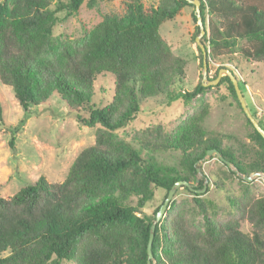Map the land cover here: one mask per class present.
Wrapping results in <instances>:
<instances>
[{
    "label": "trees",
    "instance_id": "16d2710c",
    "mask_svg": "<svg viewBox=\"0 0 264 264\" xmlns=\"http://www.w3.org/2000/svg\"><path fill=\"white\" fill-rule=\"evenodd\" d=\"M52 1L0 0V82L12 88L26 113L57 97L78 123L98 127L96 143L77 156L63 183L40 177L13 197H0V264H148L151 226L161 207L153 217L142 211L157 190L165 191V201L179 181L201 190L198 175H205L200 163L211 150L232 165L220 161L244 186L239 197L228 192L234 213L222 221L211 218L202 199L210 185L204 194L184 187L197 212L172 201L156 226L151 264H264V193L254 197L251 183L242 178L264 174V138L247 118L228 76L219 86L227 87L243 111L252 129L250 143L208 133V107L173 134L157 126L136 132L130 141L118 135L138 119L145 103L165 96L167 105H189L209 89L203 81L191 92L176 88L185 81L187 61L160 34L165 22L192 7L198 36L195 6L187 0H160L147 9L133 0L125 3L124 13L105 15L83 38L62 41L53 35L61 22L58 14L73 16L84 2L92 8L101 0ZM200 3L208 67L219 64L218 73L227 63L264 64V0ZM108 74L114 77V95L98 107L92 103L95 82ZM250 112L256 117L254 108ZM177 153L173 164L164 160ZM214 185L226 190L222 181ZM199 214L202 223L196 221ZM243 221L252 225L250 233L241 229Z\"/></svg>",
    "mask_w": 264,
    "mask_h": 264
},
{
    "label": "rangeland",
    "instance_id": "374dc122",
    "mask_svg": "<svg viewBox=\"0 0 264 264\" xmlns=\"http://www.w3.org/2000/svg\"><path fill=\"white\" fill-rule=\"evenodd\" d=\"M57 1L59 0L52 2L56 4ZM131 1L133 0H101L92 8L86 1L76 15L58 14L61 22L54 27L53 35L62 41H77L99 24L105 15L124 13L125 3ZM139 1L147 9L157 7L160 2V0ZM193 11L194 8L187 7L174 20L167 21L160 27V34L172 52L187 61L185 81L182 84L177 83L176 88L188 92L193 91L204 78V68L200 66V53L195 42L197 30L192 17ZM218 67L219 64H211L208 67L205 83L209 89L204 95L197 97L189 105L182 102L167 105L165 96L151 100L143 105L138 119L129 124L125 131L119 133V137L130 141L136 132L154 129L157 126H161L166 133L173 134L203 107H208L209 114L204 122V128L208 133L234 135L250 143L249 135L252 129L236 100L226 86H219L220 81L211 84L218 77ZM223 67L236 76L243 88L247 107L249 110L255 109L254 118L259 124L260 122L263 124L261 127L264 129V64L234 62L224 64ZM225 75L222 74L223 77ZM242 83L245 84L246 90ZM113 95L114 77L110 74L97 77L92 103L98 107L106 106L111 102ZM0 104L3 114V121L0 123V184L4 183L0 188L2 198L13 197L23 186L37 181L40 177L46 178L52 184L63 183L77 156L96 143L98 127L90 128L78 123L68 106L57 97H52L49 103L40 107L30 108L26 113L16 101L12 88L0 82ZM24 119L25 123L21 124ZM18 125L21 127L15 132V127ZM13 138L15 140L12 147ZM178 157L177 153L172 157H164V160L173 164ZM200 166L208 179L201 174L198 175V179L204 183L208 180L210 185V191L202 197L209 207L208 215L218 221L228 219V215L234 213L228 192L239 197L244 192L243 184L229 175L228 169L215 155L200 163ZM218 180L225 184L227 191L215 187L214 183ZM250 183L254 197L264 193V185L260 181L253 179ZM178 191L173 200L177 204H184V209L187 211L191 209L192 214L196 213L193 195L184 188ZM164 196L165 191L157 190L154 199L148 203L142 215L153 217L156 210L164 203ZM208 201H212L214 207L209 206ZM135 202L136 199H131L129 203ZM167 210L162 219L166 217ZM196 221L202 223L203 217L199 214ZM241 229L245 233H250L252 225L248 221H243Z\"/></svg>",
    "mask_w": 264,
    "mask_h": 264
},
{
    "label": "water",
    "instance_id": "95a60500",
    "mask_svg": "<svg viewBox=\"0 0 264 264\" xmlns=\"http://www.w3.org/2000/svg\"><path fill=\"white\" fill-rule=\"evenodd\" d=\"M187 1H189L191 4H193L195 6V13H196V18H197V24H198V26L200 28V33L196 37V40L195 41H196V44L198 45V47L203 52V62H204L203 85L206 87L207 84L205 83V81H207V74H208L207 50H206V47L204 46V44L202 43V38L206 34V29L204 27L203 20H202V16H201V10H200V4L201 3H200V0H187ZM223 73H225L226 74L225 76H228L231 79V81H232V83H233V85L235 87V90H236V93H237L239 102H240V104H241V106H242V108H243V110H244L247 118L251 121L252 125L257 130V132L264 138V129L261 127V125L259 124V122L252 116L249 108L247 107V104L245 102V99L243 97V94H242V92L240 90L238 80H237L236 76L233 74V72H231L227 68L220 69L217 79L215 81L211 82V84H217L221 80V78L223 77L222 76ZM213 155L217 156V158L221 162L225 163L228 167L232 168V165L230 163H228V162H225L224 158L221 157L220 154L217 153L215 150H211V151H208L207 152V157H210V156H213ZM198 172L199 173L201 172L200 171V168H198ZM235 173L238 174L237 171H235ZM254 175L257 176V175H259V173H256ZM242 178L245 181H247V182H251L252 181V177L251 176H244ZM199 181L200 180H197V183ZM208 182H209L208 180L205 181L204 187L201 190L195 189V185H191V184H189L188 182H185V181H179V182L175 183L174 186L171 188V190L168 193V196H167L166 200L164 201L163 205L161 206L159 212L156 215V219H155L154 223L151 226V234H150L149 244H148V248H147L148 264H151L152 259H153L152 247H153V240H154V236H155L156 226L162 220V218L164 217L165 212L168 209L169 205L171 204V202H172L175 194L177 193V191L179 189L185 187V188H188V189L194 191L196 194H204L206 192Z\"/></svg>",
    "mask_w": 264,
    "mask_h": 264
},
{
    "label": "built area",
    "instance_id": "2783aa9c",
    "mask_svg": "<svg viewBox=\"0 0 264 264\" xmlns=\"http://www.w3.org/2000/svg\"><path fill=\"white\" fill-rule=\"evenodd\" d=\"M251 177H252V180H253V179H256V181H260L261 184L264 185V184H263V183H264V174H259V175H257V176L254 175V174H252Z\"/></svg>",
    "mask_w": 264,
    "mask_h": 264
},
{
    "label": "clouds",
    "instance_id": "9594fccd",
    "mask_svg": "<svg viewBox=\"0 0 264 264\" xmlns=\"http://www.w3.org/2000/svg\"><path fill=\"white\" fill-rule=\"evenodd\" d=\"M213 156H214V155H213ZM210 157H211V156H210ZM207 158H209V157H207ZM207 158H206V159H207ZM216 158H217V156H216ZM206 159H205L204 161H206ZM204 161H202V162H204ZM202 162H201V163H202ZM250 176H251V175H250Z\"/></svg>",
    "mask_w": 264,
    "mask_h": 264
}]
</instances>
